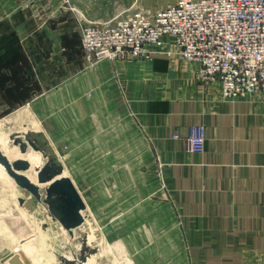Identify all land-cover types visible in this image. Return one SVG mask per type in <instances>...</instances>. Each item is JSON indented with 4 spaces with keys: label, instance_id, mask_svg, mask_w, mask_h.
<instances>
[{
    "label": "crops",
    "instance_id": "1",
    "mask_svg": "<svg viewBox=\"0 0 264 264\" xmlns=\"http://www.w3.org/2000/svg\"><path fill=\"white\" fill-rule=\"evenodd\" d=\"M103 4L0 0V122L42 137L82 185L91 174L75 175L94 155L132 153L144 197H155L139 215L154 235L147 264H264V94L225 99L219 83L196 80L199 63L177 55L90 61L80 17L93 20ZM195 125L204 153L188 149ZM7 180L0 218L12 216ZM10 253L0 241V264Z\"/></svg>",
    "mask_w": 264,
    "mask_h": 264
},
{
    "label": "built area",
    "instance_id": "2",
    "mask_svg": "<svg viewBox=\"0 0 264 264\" xmlns=\"http://www.w3.org/2000/svg\"><path fill=\"white\" fill-rule=\"evenodd\" d=\"M86 22L80 17L90 61H152L156 55H177L199 63L196 80L219 83L225 99L264 94V0H180L154 15L137 14L104 25ZM179 138L174 131L173 139ZM188 149L204 153L203 126L189 128Z\"/></svg>",
    "mask_w": 264,
    "mask_h": 264
},
{
    "label": "rangeland",
    "instance_id": "3",
    "mask_svg": "<svg viewBox=\"0 0 264 264\" xmlns=\"http://www.w3.org/2000/svg\"><path fill=\"white\" fill-rule=\"evenodd\" d=\"M102 1L105 4L102 8H97L98 13L94 14L96 18L90 20L83 15L87 24L104 25L116 19L137 14L154 15L180 0ZM0 125L3 126L2 134H7L8 139L18 134L17 131L27 130L21 128L20 123L14 120H3ZM27 132L32 133L34 138H38L37 134L31 132L30 129ZM9 144L14 147L13 141L9 140ZM38 146L47 154L53 155L51 147L46 143L39 142ZM11 147L14 153L19 149ZM102 150L109 151L107 147ZM67 151L68 148L63 147L62 154L65 156ZM121 157V154L118 156L116 153L107 152L100 156L94 155L93 160L87 161L86 165L91 170L79 169L78 175H75L83 177L91 174L85 185L77 183L69 169L64 168V174L74 183L86 206L94 214L98 226L100 225L102 227L99 226L100 229L104 232H102L104 235L102 244L99 245L100 259L98 258L95 264H147L156 255L154 248L150 246V244L153 245L154 235L146 228L149 227L146 223L148 219L139 217L140 214H146L150 209L149 202L155 197L152 196L150 201L149 198L144 197L146 193L142 191V179L138 170L140 162L134 163L132 153L126 152L123 159ZM63 162L66 165V161ZM0 178L10 180L1 172ZM15 184L12 180V216L0 218V241H4L10 248V260L16 259L18 264H56L54 251L58 253L77 252L76 245L80 244L79 241L77 238L71 240L67 232L66 235L63 234L61 224L53 219L46 205L39 203L34 213L28 216L27 209L20 206L19 199L24 198L28 203L32 196ZM1 190L5 192L2 186ZM42 195L45 197L44 191ZM57 234L66 239L70 246L66 245L61 249L59 245H56L54 236Z\"/></svg>",
    "mask_w": 264,
    "mask_h": 264
},
{
    "label": "water",
    "instance_id": "4",
    "mask_svg": "<svg viewBox=\"0 0 264 264\" xmlns=\"http://www.w3.org/2000/svg\"><path fill=\"white\" fill-rule=\"evenodd\" d=\"M14 147H18L21 155L29 152L30 148L35 153H40L45 161L37 171V184L32 182L24 173L31 169V164L25 159L11 162L0 149V164L7 174L14 180L17 186L29 193L32 199L27 203L26 199L20 198V206L27 209L31 216L37 209L38 204L47 206L50 215L58 221L62 228L69 234L71 240L77 238V252H53L56 264H87L91 259L100 256L99 243L104 236L97 223L89 213L84 200L77 191L70 178L63 176L64 167L53 155L47 154L38 146L39 142L46 143L38 136L34 138L32 133H18L10 136ZM47 144V143H46ZM42 195L41 186H45ZM82 230V232H80ZM56 245L61 249L70 244L59 234L54 236ZM11 264H18L12 259Z\"/></svg>",
    "mask_w": 264,
    "mask_h": 264
},
{
    "label": "bare ground",
    "instance_id": "5",
    "mask_svg": "<svg viewBox=\"0 0 264 264\" xmlns=\"http://www.w3.org/2000/svg\"><path fill=\"white\" fill-rule=\"evenodd\" d=\"M20 123V122H19ZM28 123V122H27ZM23 124V123H22ZM20 127V126H19ZM22 128V127H21ZM20 128V129H21ZM3 126L0 125V149L1 151L9 158V160L11 162L16 161L18 159H25L27 161L30 162L31 164V169L27 172H25L24 174L34 183L37 184V171L38 169L42 166L43 164V158L42 155L40 153H35L32 150H29V152L25 155H21L19 152V149L17 151L12 152V150L10 149V144H9V140L7 138V134H2V130ZM10 131V129L8 130ZM21 132V131H20ZM5 133V132H4ZM23 133H27V130H24ZM10 134V133H9ZM12 134V133H11ZM13 145V144H12ZM11 148H17V147H11ZM19 151V152H18ZM56 152V151H55ZM0 172L3 173L4 175L8 176L10 178V176L7 174L5 168L0 164ZM63 176L66 177V174H64ZM11 180H13L12 178H10ZM16 185V184H15ZM17 186V185H16ZM47 185L45 186H41V189L45 188ZM41 206V205H40ZM44 210V208H43ZM45 211V210H44ZM43 213V212H42ZM46 216V215H45ZM45 222V221H44ZM62 232L64 235H66V231L62 228ZM102 244V241L99 243V245ZM103 258V256H102ZM100 259V258H99ZM97 261V259H91L89 260V262L87 264H95Z\"/></svg>",
    "mask_w": 264,
    "mask_h": 264
}]
</instances>
